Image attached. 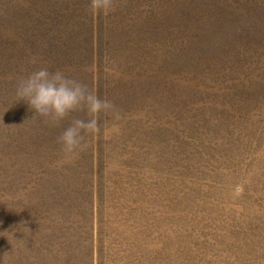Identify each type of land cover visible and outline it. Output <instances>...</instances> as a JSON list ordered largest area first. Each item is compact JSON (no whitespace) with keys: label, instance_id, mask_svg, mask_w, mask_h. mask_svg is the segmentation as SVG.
<instances>
[{"label":"rangeland","instance_id":"1","mask_svg":"<svg viewBox=\"0 0 264 264\" xmlns=\"http://www.w3.org/2000/svg\"><path fill=\"white\" fill-rule=\"evenodd\" d=\"M89 3L0 0V264H264V0ZM41 67L119 118L65 154Z\"/></svg>","mask_w":264,"mask_h":264},{"label":"clouds","instance_id":"2","mask_svg":"<svg viewBox=\"0 0 264 264\" xmlns=\"http://www.w3.org/2000/svg\"><path fill=\"white\" fill-rule=\"evenodd\" d=\"M93 13H107L114 8V0H90ZM16 101L23 100L35 116L45 119L50 126L66 127L56 137L65 154L81 148L86 135L96 134L101 127V114L119 118L114 102L90 91L83 82L66 75L61 70L50 71L41 67L19 78L15 84ZM82 113L83 116H72Z\"/></svg>","mask_w":264,"mask_h":264}]
</instances>
